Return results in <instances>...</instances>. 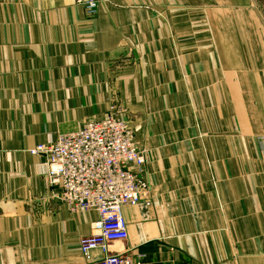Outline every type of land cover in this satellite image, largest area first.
Returning <instances> with one entry per match:
<instances>
[{
    "label": "crops",
    "instance_id": "crops-1",
    "mask_svg": "<svg viewBox=\"0 0 264 264\" xmlns=\"http://www.w3.org/2000/svg\"><path fill=\"white\" fill-rule=\"evenodd\" d=\"M115 100L149 190L108 253L264 264V0H109L97 17L75 0H0V264L104 258L80 248L98 214L71 212L29 150Z\"/></svg>",
    "mask_w": 264,
    "mask_h": 264
},
{
    "label": "built area",
    "instance_id": "built-area-1",
    "mask_svg": "<svg viewBox=\"0 0 264 264\" xmlns=\"http://www.w3.org/2000/svg\"><path fill=\"white\" fill-rule=\"evenodd\" d=\"M75 3L89 17L99 13L98 0ZM30 153L45 156V177L50 185L60 187L56 196L71 212L98 214L93 233L81 239L80 248L87 259L97 249L105 256L84 264H143L140 258L108 253L110 244L128 238L122 209L138 205L149 190L141 174L145 156L127 120L111 111L103 118L87 121L76 132L60 135L53 144H39Z\"/></svg>",
    "mask_w": 264,
    "mask_h": 264
},
{
    "label": "rangeland",
    "instance_id": "rangeland-1",
    "mask_svg": "<svg viewBox=\"0 0 264 264\" xmlns=\"http://www.w3.org/2000/svg\"><path fill=\"white\" fill-rule=\"evenodd\" d=\"M98 1H99V12H100V5H101L103 2H104V3L109 2V0H98ZM81 7H82V6H81ZM146 7L149 8V9H151V10H152V8H153L152 5H148V6H146ZM98 14H99V13H98ZM98 14H97L96 16H94V17H97ZM111 111L116 112L117 115L120 113V110H119V108H118V106H117V102H116V100H115L114 103L110 106V111H109V112H111ZM127 122L129 123V121H127ZM129 125L131 126L130 123H129ZM131 128L133 129L132 126H131ZM133 131H134V133H135V130H134V129H133ZM135 143H136L137 147L139 148V146H138V144H137V142H136V134H135ZM139 150H141V149L139 148ZM141 151H142L143 154L145 155L144 151H143V150H141ZM29 152H30V150H29Z\"/></svg>",
    "mask_w": 264,
    "mask_h": 264
}]
</instances>
